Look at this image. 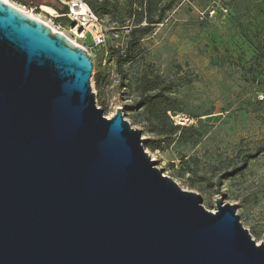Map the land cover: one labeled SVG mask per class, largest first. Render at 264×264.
<instances>
[{"label": "water", "instance_id": "1", "mask_svg": "<svg viewBox=\"0 0 264 264\" xmlns=\"http://www.w3.org/2000/svg\"><path fill=\"white\" fill-rule=\"evenodd\" d=\"M92 69L0 0V264H264L235 206L205 210L120 109L104 117Z\"/></svg>", "mask_w": 264, "mask_h": 264}, {"label": "rangeland", "instance_id": "2", "mask_svg": "<svg viewBox=\"0 0 264 264\" xmlns=\"http://www.w3.org/2000/svg\"><path fill=\"white\" fill-rule=\"evenodd\" d=\"M6 1L56 29L46 12L33 10V4H44L58 11L56 0H25L31 7ZM263 1L177 0L162 24L141 38L138 59L123 69L125 88L109 52L126 42L125 27L117 28L120 17L101 18L107 45L87 50L97 64L90 80L96 106L108 119L120 109L131 128L141 132L144 148L152 136L127 115L124 106L134 97L136 80L145 73L171 83L182 112L171 117L174 125L193 127L199 135L186 134L162 152H145L163 176L200 195L205 210L215 213L217 200L235 206L239 222L257 245L264 244V154L243 172L218 182L264 142ZM97 72L102 77L100 92L93 81Z\"/></svg>", "mask_w": 264, "mask_h": 264}, {"label": "trees", "instance_id": "3", "mask_svg": "<svg viewBox=\"0 0 264 264\" xmlns=\"http://www.w3.org/2000/svg\"><path fill=\"white\" fill-rule=\"evenodd\" d=\"M22 6H29L25 0H14ZM90 9L101 19L108 17L111 20L120 17L117 28L126 30V42L122 48H110L114 66L121 75V87L126 79L124 67L134 63L140 55V40L152 32L153 28L162 24L166 13L170 12L177 0H85ZM257 2V1H256ZM264 2V1H263ZM128 25L125 26V23ZM101 50V49H99ZM93 69L97 67L92 58ZM95 90L100 92L102 77L98 72L93 75ZM125 88V87H123ZM134 97L124 110L130 118L138 121L146 134L152 136L145 149L152 153L162 152L175 140L183 139L186 134L198 136L193 127L179 128L174 125L171 117L181 114L180 104L172 96V85L153 74H143L134 85ZM185 141V140H184ZM264 154V142L257 144L249 151L243 160L234 166L227 174L219 178L218 184L223 179L232 178L243 172L247 164ZM191 175L193 172L188 170Z\"/></svg>", "mask_w": 264, "mask_h": 264}, {"label": "built area", "instance_id": "4", "mask_svg": "<svg viewBox=\"0 0 264 264\" xmlns=\"http://www.w3.org/2000/svg\"><path fill=\"white\" fill-rule=\"evenodd\" d=\"M60 10H53L47 5L33 4V10L41 11L42 6L53 10L49 15L56 22L54 30L64 36L74 46L87 50L103 49L107 45V29L88 6L85 0H56ZM118 46H115L117 48Z\"/></svg>", "mask_w": 264, "mask_h": 264}, {"label": "bare ground", "instance_id": "5", "mask_svg": "<svg viewBox=\"0 0 264 264\" xmlns=\"http://www.w3.org/2000/svg\"><path fill=\"white\" fill-rule=\"evenodd\" d=\"M1 1L13 7V5L10 4L8 1H6V0H1ZM14 8H15V7H14ZM17 10H19V9L17 8ZM19 11L22 12V13H24V14H26L27 16H29V17H31V18H34V19H36V20H39L38 18H35L33 15H31V14H29V13H26V12H24V11H22V10H19ZM41 11H42V12L44 11V13L46 12V14H49V15H52V14H53V10L50 9V8H48V7H46V6H42ZM40 21H41V20H40ZM43 23H44V22H43ZM46 25H47V24H46ZM152 161H153V160H152ZM154 162H155V161H154Z\"/></svg>", "mask_w": 264, "mask_h": 264}]
</instances>
